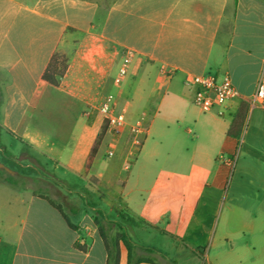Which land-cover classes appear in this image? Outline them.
Listing matches in <instances>:
<instances>
[{"label":"crops","instance_id":"crops-1","mask_svg":"<svg viewBox=\"0 0 264 264\" xmlns=\"http://www.w3.org/2000/svg\"><path fill=\"white\" fill-rule=\"evenodd\" d=\"M88 36L119 49L105 78L82 60ZM127 51L128 73L115 83ZM53 55L66 62L57 86L43 80ZM263 68L264 0H0V162L14 180L0 175V264H113L117 252L119 264H264V108L250 101ZM204 74L228 75L239 94L222 115L194 105L188 79ZM109 93L130 124L145 118L146 132L134 145L126 129L117 157L101 165L107 130L87 165ZM167 100L185 109L176 121L186 154L171 162L209 170L191 213L165 215L184 236L127 204L138 190L129 163ZM236 153L232 201L217 220L230 166L217 160ZM220 220L208 244L195 246ZM144 225L158 234L129 236Z\"/></svg>","mask_w":264,"mask_h":264},{"label":"rangeland","instance_id":"rangeland-1","mask_svg":"<svg viewBox=\"0 0 264 264\" xmlns=\"http://www.w3.org/2000/svg\"><path fill=\"white\" fill-rule=\"evenodd\" d=\"M157 102L158 100L150 111L149 119L153 118ZM184 110L181 107L172 106L170 100H167L160 109V115L154 118L151 132L142 150L135 153L137 157L135 165L132 166L129 163L131 167L130 172L132 173L131 177L135 176L138 180V190L130 195L127 204L132 208L134 213L145 214L150 219V222L157 227L164 228L166 232L176 234L177 236L186 235L185 226L175 227L171 224L168 225V219L165 218V215L166 217L170 216L172 220H176L179 209H183L184 214L188 216L199 202L201 189L209 174L208 169H199L196 164L189 167V163L183 158L179 162H171L173 156H184L186 154L184 143L177 145L181 129L176 121V117H180L184 113ZM166 112L170 113V117H162ZM166 116L169 115L166 114ZM178 119L181 120V118ZM180 125L185 129L189 127V122L185 121ZM107 154L108 147L106 142H103L97 155V159L101 165L117 157L108 159ZM237 160L238 153L235 155L223 154L217 160L224 165L231 162L228 168L224 192L220 199H218L221 205L218 207L219 214L216 217L217 220H222L220 214L225 213L230 207L232 187L236 183L240 168ZM28 164L31 163L27 161ZM48 169H53L52 163H48ZM123 172L128 173L129 170H124ZM57 201L61 202L60 200ZM61 204L73 219V215L68 211L67 207L62 202ZM260 216L258 215V217ZM221 220L219 226L216 227L215 225L210 231V237L208 235L199 236V239L194 243L195 246H200L201 244L206 246L211 236L220 231L222 226ZM132 229L128 233L133 239L136 236L149 238V234L156 235L159 232L156 228L147 225L132 227Z\"/></svg>","mask_w":264,"mask_h":264},{"label":"built area","instance_id":"built-area-1","mask_svg":"<svg viewBox=\"0 0 264 264\" xmlns=\"http://www.w3.org/2000/svg\"><path fill=\"white\" fill-rule=\"evenodd\" d=\"M132 55L133 53L131 51L125 52L114 78L115 83H121L127 75ZM188 83L197 86L194 95V104L203 112L217 109L219 114L222 115L228 103L239 96L228 75H198L189 78ZM250 101L253 105L264 108V68ZM97 111L103 123H107V130L111 135L108 157L114 155V143L117 140V136L126 129L132 134L134 145H138V136L146 132L145 118L143 116L130 124L126 119L125 113L116 109V95L114 93L106 95ZM228 164L231 165V162H228Z\"/></svg>","mask_w":264,"mask_h":264},{"label":"trees","instance_id":"trees-1","mask_svg":"<svg viewBox=\"0 0 264 264\" xmlns=\"http://www.w3.org/2000/svg\"><path fill=\"white\" fill-rule=\"evenodd\" d=\"M118 52L119 49L115 45H110L101 38L88 36L86 41V48L82 52L81 57L83 61L87 62L92 68L96 69L103 78H105ZM65 69V59L58 55H53L43 74V80L49 84L57 86L59 84V79L65 72ZM106 131L107 123H104L102 130L91 150L87 165L91 164L103 138L105 137ZM0 175L5 176L4 179L6 182L14 183L13 177L3 169H0ZM113 262V264H119L118 252L115 254Z\"/></svg>","mask_w":264,"mask_h":264},{"label":"water","instance_id":"water-1","mask_svg":"<svg viewBox=\"0 0 264 264\" xmlns=\"http://www.w3.org/2000/svg\"><path fill=\"white\" fill-rule=\"evenodd\" d=\"M0 169H4L7 172H11V169H9L7 166H5L4 164H2L1 162H0Z\"/></svg>","mask_w":264,"mask_h":264}]
</instances>
